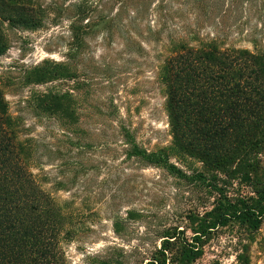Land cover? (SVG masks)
<instances>
[{
    "label": "rangeland",
    "instance_id": "obj_1",
    "mask_svg": "<svg viewBox=\"0 0 264 264\" xmlns=\"http://www.w3.org/2000/svg\"><path fill=\"white\" fill-rule=\"evenodd\" d=\"M5 1L17 17L39 23L4 24L0 87L31 172L68 211L61 243L66 263L98 264L114 247L124 250L126 264H141L142 249L159 246L164 228L184 227L192 208L202 210L201 190L190 192L160 169L126 163L117 126L123 122L145 148L170 145L168 95L160 79L165 46L185 31L192 42L218 38L225 48L253 51V42L264 40V0ZM82 8L86 13L79 17ZM78 19L91 28L86 49L73 61L80 84L74 104L78 123L70 127L54 114L35 111L36 95L60 83L42 84L44 77L28 79L27 72L66 61L69 26ZM245 185L233 192H250ZM117 215L124 222L116 234ZM230 232L223 230L193 264H264V224L242 261Z\"/></svg>",
    "mask_w": 264,
    "mask_h": 264
},
{
    "label": "trees",
    "instance_id": "obj_2",
    "mask_svg": "<svg viewBox=\"0 0 264 264\" xmlns=\"http://www.w3.org/2000/svg\"><path fill=\"white\" fill-rule=\"evenodd\" d=\"M85 13L82 8L79 17ZM6 23L39 24L17 17L0 0V57L7 49ZM90 28L89 22H71L66 61L46 62L27 72L28 79L44 77L42 84L60 83L36 95L35 111L54 114L70 127L78 123L74 104L80 84L73 61L86 49ZM190 35L177 32L170 40L160 71L168 95L170 145L145 148L123 122L117 126L126 163L160 169L186 183L190 192L201 190L202 210L192 208L184 227L164 228L159 246L142 249L141 264L196 263L228 229L242 261L264 224V40L254 41L252 51L225 48L218 38L193 39L194 44ZM28 164L0 87V264H67L61 243L68 211L39 184ZM242 183L252 190L234 193ZM123 222L114 217L116 234ZM127 258L124 250L112 247L97 263L126 264Z\"/></svg>",
    "mask_w": 264,
    "mask_h": 264
}]
</instances>
